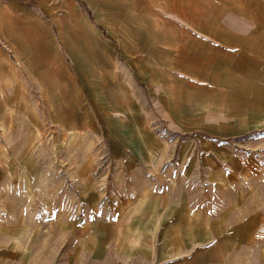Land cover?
<instances>
[{"label":"rangeland","instance_id":"obj_1","mask_svg":"<svg viewBox=\"0 0 264 264\" xmlns=\"http://www.w3.org/2000/svg\"><path fill=\"white\" fill-rule=\"evenodd\" d=\"M20 2L0 0V264L154 263L166 218L184 213L232 264H264V59L219 89L174 59L169 101L136 79L148 121L112 137L114 97L91 96L97 73L53 37L58 10L36 9L35 65L21 57L33 15Z\"/></svg>","mask_w":264,"mask_h":264},{"label":"crops","instance_id":"obj_2","mask_svg":"<svg viewBox=\"0 0 264 264\" xmlns=\"http://www.w3.org/2000/svg\"><path fill=\"white\" fill-rule=\"evenodd\" d=\"M83 1L85 7L79 0H21L33 20L20 54L28 65H35L36 46L31 43L42 36L33 28L44 25L36 9L43 6L51 15L58 10L59 19L50 25L53 37L58 33L67 41L69 57L83 58L88 79L97 73L100 84L87 87L91 96L99 97L94 88L100 98L114 97L106 104V132L112 137L136 136L148 121L137 102L136 79L163 102L169 101L172 76L180 73L174 59H190L187 66L195 69L190 71L194 77L186 78L211 89L249 80L253 66L264 59V0ZM5 39L15 42L9 33ZM196 218L187 213L166 218L165 240L156 244L155 261L148 264H232L225 244L209 241L203 222Z\"/></svg>","mask_w":264,"mask_h":264},{"label":"trees","instance_id":"obj_3","mask_svg":"<svg viewBox=\"0 0 264 264\" xmlns=\"http://www.w3.org/2000/svg\"><path fill=\"white\" fill-rule=\"evenodd\" d=\"M79 2H80V4H81L82 6H84V7L86 6L83 0H79Z\"/></svg>","mask_w":264,"mask_h":264}]
</instances>
